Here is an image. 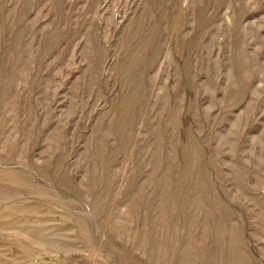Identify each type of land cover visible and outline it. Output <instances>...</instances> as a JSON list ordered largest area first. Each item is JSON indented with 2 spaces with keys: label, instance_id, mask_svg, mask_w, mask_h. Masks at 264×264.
Wrapping results in <instances>:
<instances>
[{
  "label": "rangeland",
  "instance_id": "1",
  "mask_svg": "<svg viewBox=\"0 0 264 264\" xmlns=\"http://www.w3.org/2000/svg\"><path fill=\"white\" fill-rule=\"evenodd\" d=\"M0 264H264V0H0Z\"/></svg>",
  "mask_w": 264,
  "mask_h": 264
}]
</instances>
